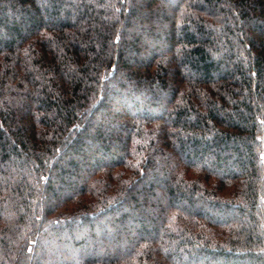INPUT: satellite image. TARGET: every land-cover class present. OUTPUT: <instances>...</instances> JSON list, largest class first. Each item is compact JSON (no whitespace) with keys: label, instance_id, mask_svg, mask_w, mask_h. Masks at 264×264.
<instances>
[{"label":"trees","instance_id":"1","mask_svg":"<svg viewBox=\"0 0 264 264\" xmlns=\"http://www.w3.org/2000/svg\"><path fill=\"white\" fill-rule=\"evenodd\" d=\"M0 264H264V0H0Z\"/></svg>","mask_w":264,"mask_h":264}]
</instances>
